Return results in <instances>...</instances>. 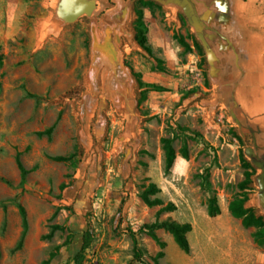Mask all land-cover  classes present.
<instances>
[{
	"label": "rangeland",
	"instance_id": "374dc122",
	"mask_svg": "<svg viewBox=\"0 0 264 264\" xmlns=\"http://www.w3.org/2000/svg\"><path fill=\"white\" fill-rule=\"evenodd\" d=\"M189 1L180 0L183 6L172 12L159 0L163 9L149 14L153 42L161 32L166 34L162 46L154 47L155 58L163 60L159 64L133 40L131 0L123 17L124 33L111 49L99 45L106 22L112 21L102 18L104 14L69 19L62 0H0V176L10 181L0 180V264H73L87 228L92 229L93 242L83 264H143L134 258L131 230L149 264H264V245L253 236L260 227L243 225L252 243L240 256L222 231L229 204L237 197L246 194L247 205L264 212L257 202L264 169L259 158L254 159L253 138L240 134L218 94L217 85L230 70L227 58L218 55L224 49L217 32V27L223 30L221 21L203 26L204 11L200 6L197 14L195 3L191 7L200 28H192L184 13ZM206 3L214 6L215 0ZM176 33L186 38L191 51H185ZM192 34L205 49L211 89ZM164 49L176 52L172 67ZM130 67L145 82L166 90L149 91L148 99L138 105ZM189 91L197 93L182 99ZM201 92L210 96L202 98ZM164 137L174 138L177 152L170 172ZM184 145L187 158L181 152ZM18 151L32 169L24 181L16 162ZM71 154L69 161L52 158ZM243 156L256 167L253 188L240 186L253 170L245 167ZM151 182L161 188L153 198L160 197L163 205L149 206L142 199ZM213 193L222 208L228 206L221 216L208 213ZM123 200L127 202L120 212ZM169 202L177 208L160 211ZM21 206L28 217L22 243ZM157 220L190 222L191 251L185 252L163 228L156 230L165 243L161 246L144 227ZM54 225L61 227L48 237ZM231 227L239 232L235 224ZM160 251L164 256L156 258Z\"/></svg>",
	"mask_w": 264,
	"mask_h": 264
},
{
	"label": "crops",
	"instance_id": "0c3cea01",
	"mask_svg": "<svg viewBox=\"0 0 264 264\" xmlns=\"http://www.w3.org/2000/svg\"><path fill=\"white\" fill-rule=\"evenodd\" d=\"M164 1L165 6L172 9V12L173 9L183 6L178 5L180 0ZM195 3L197 14L200 6L204 11L201 12L203 15H200L203 26L208 28L207 23L218 19L221 21L223 30L217 27V32L224 41V49L218 55L227 58L230 70L228 78L217 85L218 94L224 100L225 107L233 117L240 134L244 138L247 135L253 138L254 159L258 157L259 167L264 168V0H215L214 6H208L206 0H190L188 6ZM85 6L90 11L82 15L104 14L102 18L112 20L106 22L104 35L99 42L104 48L111 49L114 42H119L124 33L122 23L128 9V0H71V8L75 11ZM228 12L230 17L226 15ZM144 13L147 23L152 12L147 8ZM169 13L167 14L170 15ZM189 23L194 29L200 26L199 21L195 25L191 21ZM147 25L149 43L155 51L154 47L162 46L166 34L161 32L159 40L153 42L152 27L148 23ZM175 48L180 51L179 45ZM175 53L164 49L170 67L171 62L176 60ZM262 193L257 202L264 206V192ZM225 207L228 206L221 207L222 212ZM231 224L237 226V234ZM244 229L242 219L234 217L229 210V218L222 225V231L229 237L230 243L235 246V253L239 256L245 252L246 245L252 243Z\"/></svg>",
	"mask_w": 264,
	"mask_h": 264
},
{
	"label": "trees",
	"instance_id": "16d2710c",
	"mask_svg": "<svg viewBox=\"0 0 264 264\" xmlns=\"http://www.w3.org/2000/svg\"><path fill=\"white\" fill-rule=\"evenodd\" d=\"M130 7L132 11V20L130 22V27H131V32H132V37L133 40L137 43V45L149 56H154V50L152 46L149 43L148 39V30L149 27L145 21V9L149 8L150 10H155L156 8H162V3L159 2V0H131L130 2ZM182 19L185 21V17L181 14ZM193 39H194V45L199 49V52L202 56L201 58V66L204 69L205 72V78H206V83L208 85V88L211 89V82L209 78V63L206 57L205 49L195 37L194 34H192ZM175 38L179 41V43L185 47V51H191L192 46L187 42L186 38L181 35L180 33L175 34ZM158 63H162L163 60L161 58H155ZM132 71V75L134 77V80L136 82V100L137 104L140 105L144 101L148 99V92L151 90H166L165 87L155 84V83H150V82H145L142 79L141 73L136 72L132 67H130ZM160 69L165 71L166 67L165 66H160ZM75 89H73L74 91ZM72 91V90H71ZM195 91H189L187 92L182 99H186L190 96L195 95ZM29 96L35 97L37 100H41L42 97L39 95L35 94H29ZM210 96V92H201L200 97L202 98H207ZM51 130V129H50ZM49 130V131H50ZM43 132H39V135H42ZM236 135L239 137L240 140H242V136L239 133H236ZM174 138L173 137H164L162 138V143H163V148L165 151V163H166V172H170L172 168L175 165L176 159H177V152L174 148L173 145ZM181 152L185 158L188 157L189 152H188V147L187 145H184L181 149ZM74 154H71L69 156L65 155H57L53 156L52 158L56 161H69L73 159ZM243 161L244 165L247 168L253 169L252 171H247L246 173V179L243 183H241V187L243 189L246 188H253V173L256 170V167L252 164V162L245 156H243ZM16 162L18 164V167L21 171L22 175V180L24 181L28 174L31 172L32 169H28L22 159H21V152L18 151L16 153ZM0 180L10 184V181H8L5 177L0 176ZM159 192H161V188L154 182H151L148 186H146L145 190L141 193L142 199L149 205V206H155V205H163L164 202L160 197H154L157 195ZM249 198L245 195H242L240 197H237L233 199L230 204H229V210L231 214L236 217V218H241L242 223L245 227H251V226H257L260 227L257 231L253 233V236L255 238V241L259 245H264V212L260 207H255V206H248ZM126 200L122 202L120 206V212H122ZM177 206L173 202H169L167 205L163 206L160 211H172L175 210ZM23 221H24V232L22 235L21 243L24 240V237L26 236L27 230H28V217H27V212L23 206L20 207ZM207 210L208 213L211 217H216L221 214V206L219 204V199L216 193H213L207 201ZM61 226L59 225H54L52 227L51 232L49 233L48 237H51L53 233L56 231V229H59ZM145 228L148 229V232L150 235L157 240L161 246H164L165 243L162 242L159 237L156 234L157 229H165L169 231L170 233L173 234L175 241L178 243V245L185 251V252H190L191 251V243L188 237V233L192 231V224L190 222H184V223H179L176 221L172 220H157L152 224H145ZM131 233L133 235V240H134V258L143 264H149L145 258V250L141 247V242L138 240L137 236L135 233L131 230ZM81 248L76 251V254L73 257V264H83L84 259H85V251L86 249L92 244L93 242V232L91 228H87L84 230L81 234ZM73 240V236L69 237L66 242L65 246L69 245ZM55 254H52L51 260ZM164 256V252L160 251L157 254L156 258H160ZM48 263L50 262L47 261Z\"/></svg>",
	"mask_w": 264,
	"mask_h": 264
},
{
	"label": "water",
	"instance_id": "95a60500",
	"mask_svg": "<svg viewBox=\"0 0 264 264\" xmlns=\"http://www.w3.org/2000/svg\"><path fill=\"white\" fill-rule=\"evenodd\" d=\"M61 6H62V9H63L66 17H68L69 19H75V18L81 16L84 12L90 11V9L86 6L80 7V9L77 11L73 10V8H71V0H62ZM185 12H186V15L189 17V20L194 25H195V23L197 24L198 21L196 19V16L194 15V10L191 7V5L188 6V3H187V6H185ZM199 32H200L201 40H202L206 50L208 51V54L210 55L211 54V48H210L209 42L206 39L205 35L201 32V29L199 30ZM259 184H260L261 192H264V172L262 173V175L260 177ZM261 194H263V193H261Z\"/></svg>",
	"mask_w": 264,
	"mask_h": 264
}]
</instances>
